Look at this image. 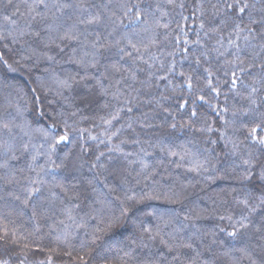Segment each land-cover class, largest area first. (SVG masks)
<instances>
[{
    "label": "trees",
    "instance_id": "16d2710c",
    "mask_svg": "<svg viewBox=\"0 0 264 264\" xmlns=\"http://www.w3.org/2000/svg\"><path fill=\"white\" fill-rule=\"evenodd\" d=\"M260 139L264 0H0V262L264 264Z\"/></svg>",
    "mask_w": 264,
    "mask_h": 264
},
{
    "label": "snow or ice",
    "instance_id": "6c2138e0",
    "mask_svg": "<svg viewBox=\"0 0 264 264\" xmlns=\"http://www.w3.org/2000/svg\"><path fill=\"white\" fill-rule=\"evenodd\" d=\"M229 8H232L233 6L232 5H229L228 6ZM249 6L247 5V4H243V6H240V7H238L237 8V11L240 13V14H243L244 12H245V9H247ZM137 19H140V17H139V15H137ZM255 22V21H254ZM238 26V25H237ZM189 87H191V85H189ZM256 132V129H253V133H255ZM66 139V137H61V140H65ZM258 143H260V144H264V139H260L259 141H258ZM260 178L262 179V180H264V171H262L261 172V176H260ZM240 226L241 227H247V225H245L243 222H240ZM229 235H231V236H235L236 235V233L235 232H232V233H229ZM12 236L14 237L15 236V233H12ZM7 237H9V232H8V225H3V236L2 237H0V239H4L5 240V242H7ZM13 243H15V240H13ZM28 245H25V247H27ZM0 264H7V262L6 261H4V262H0ZM41 264H43V262H41ZM49 264H51V261L49 260Z\"/></svg>",
    "mask_w": 264,
    "mask_h": 264
}]
</instances>
